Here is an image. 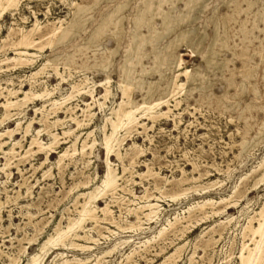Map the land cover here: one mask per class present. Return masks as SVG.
<instances>
[{"label": "rangeland", "instance_id": "rangeland-1", "mask_svg": "<svg viewBox=\"0 0 264 264\" xmlns=\"http://www.w3.org/2000/svg\"><path fill=\"white\" fill-rule=\"evenodd\" d=\"M160 1L153 0L151 12L143 17L141 32L144 34L148 33L144 22L151 20L152 15L155 16L152 20L153 24L160 27L161 20L156 13ZM121 2L126 3L119 12L121 16H124V26L119 29L121 33L116 39L114 37L116 21L112 16L105 19V15L108 12L112 13L116 5ZM263 2L264 0L255 4L257 7L248 16L245 13L230 11L226 0H189L188 6H186L185 0H172V2L164 4L163 8L174 14L176 25L172 33L166 34L162 45L170 39L176 38L178 52L183 53L182 57L186 62L184 66L190 69L197 65H204L205 61L200 52L201 48L202 50L205 49L213 40V36L218 33L213 17H218V26L221 29L222 22L219 19L227 13L226 28L229 43L234 45L236 42L239 46L235 49L237 53L234 54L235 56L230 49L218 47V50L219 57L224 60L231 59L229 62L231 70L227 71L224 77L220 76L219 79L212 72L208 73L206 66H203L204 71H206L203 80L194 84L192 82L187 83V85L190 84V87L185 86V91L183 90L178 97L181 102L177 107L174 106V100L171 102L172 111L168 113V116L162 117L155 123L148 119H141V122H146L145 127L147 129L138 127L139 131L143 133L135 131L127 137L125 146L128 147L132 143L138 144L143 153L135 160L134 167L129 165L130 156H126L124 159L129 170L122 174L118 181L121 187L124 186L123 190L119 189L114 195L110 194V196L107 195L105 198L96 201L100 207L109 202L111 215L125 229L119 228L115 223L106 222L107 219H102L105 217L103 212L97 211L100 220H102L98 224L99 226L94 225L95 223L89 220L84 223L82 229L77 230L80 234L86 232L93 239L67 238L65 240L66 245L59 243L51 247L37 264H61L66 258L71 261L69 264H173L172 260L167 261L166 258L178 246L183 247L179 250L180 256L175 264H240L239 255L242 243L244 241L250 242L249 234L244 237L242 233L248 223V217L255 215L264 205V180H260L264 176V166H258L264 160V30L255 29L252 34H249L250 39H253L251 44L248 41L242 43L238 35L243 21H247L248 27L253 26L257 18L256 11L258 8L264 17ZM81 3L88 5V7L90 5L91 8L89 7L90 9L85 12L83 17H78V13H82L78 10V5ZM143 3L144 0L0 1L1 114L4 111L2 103L5 101L7 90L13 87L18 88L22 82L23 87L29 89L30 74L47 59L51 60L50 65L46 67L47 71L44 70L36 78V89L34 88V90L40 91L44 85L50 89L58 85L53 91V97L60 99L70 93L72 84L79 83L84 84V90L93 88L98 101L105 104L99 106L97 99L94 102L90 95L82 93L76 95L60 108L50 109L51 106L48 105L47 108L50 109L49 124L53 125L57 118L62 119V123L58 122L52 128L54 132L60 134L62 143L57 146L55 152L50 153V159L42 166L39 164L45 159L44 153L32 157H22L24 149L16 146V152L19 154L15 152V155H7L11 157L10 167L4 171L0 169V264H8L12 256L18 259L17 264H25L30 254L37 252L39 244L49 236L54 235L56 224L60 222L62 227H66L69 216L77 217V209L80 208L79 203L83 201L82 197L77 199L78 193L101 183L107 170L105 149L102 146L104 134L102 129L106 123V117L111 116L112 108L116 107L122 100L119 83L123 73L121 66L124 64L125 55L130 52L131 56H137L135 44L141 40V36L138 32V37H133V18ZM2 8L4 10H1ZM214 14L215 16H213ZM79 19L81 20L79 27L61 32L63 28L70 26L69 22L72 20L79 21ZM257 24L263 27L262 23L257 22ZM38 27L40 28L38 29ZM96 28H98L97 32ZM184 34L189 38L192 37L191 43L193 44L190 45L185 40H177L180 35ZM94 35L98 41H90V45H84ZM200 35L205 37L202 43L198 40ZM195 41H199L197 42L199 45ZM20 42H24L25 44H23L27 46ZM191 46H194L193 49L190 48ZM151 47V44L147 43L143 52H147L148 49L151 50ZM114 50H117L116 53ZM22 51L24 52L22 53ZM113 53L117 55L114 57ZM22 58H26L28 62ZM251 58L253 62H249ZM150 60L149 57L144 56L140 63L135 66L136 73L134 76L136 75V79L160 81V72L154 71V69L150 70ZM21 62L26 63L22 64ZM13 64L15 66L18 64V66L14 68ZM20 65L22 66L20 67ZM249 65L252 66L251 76L247 78L244 87L241 84L243 77L248 72ZM56 70L61 75H58ZM107 76L111 78V95L105 101L102 98L103 86L99 84ZM125 76L130 80L129 74H125ZM181 79L186 80L185 76H182ZM163 80L165 82L167 78ZM191 88L192 93H189L188 90ZM131 94L136 99L142 97V92L135 85L131 88ZM44 102L41 99L28 102L25 108L21 110V114L14 115L0 125V131L14 128L17 120H21V123H24L22 125L25 126L32 118H34L33 128L44 127L45 125L41 121V111H35L36 108L42 107ZM86 102H92L91 112L94 113L93 116L86 117L83 112V108H86ZM166 109L168 108L164 107V110ZM13 112L19 113L20 110L17 112L13 110ZM76 116L78 120L85 121V124L75 131V134L79 135L76 146L81 147L83 139L89 131L93 133L87 141L91 143L95 139L96 142L93 150L87 148L84 155L75 154L72 158H67L60 169L55 163L58 159V152L65 149L76 136L75 134L65 136L63 131L77 127L72 119ZM109 126L107 125L106 130L110 129ZM21 131L15 134L16 139H21L24 133ZM42 138L44 141H48L47 134H43ZM22 140L23 146H27L30 137ZM110 158L113 167L117 172L122 173V162L115 155ZM5 162L6 157L0 151V167H3ZM148 164L153 171L158 173V177L139 175L140 172L147 170ZM36 167L37 170H35ZM46 170L49 172L43 174ZM182 177L201 178L195 183L197 189L191 188L187 191V196L182 195V197L173 200L169 195L181 190L178 188L179 186H176L177 184L175 185V182ZM165 179L170 180L172 186L165 188L163 186ZM86 180L91 181L87 186H77ZM154 183L158 184L161 189L154 188ZM211 183H215L214 186L209 187L208 190H203V187L210 186ZM192 185L190 182L184 183V187ZM237 186L239 192L236 196L234 195L228 201L215 205V208L223 207L227 203L228 207L225 213L213 215L208 206L206 210L210 211L209 217L200 220L203 216V210L195 207L198 202L208 198L220 200L224 197H230ZM146 189L148 192L151 190L150 193L159 196V199L154 198L153 200L160 204L159 215L161 220L159 219L156 223L151 222L152 224L143 222L140 227L130 229L128 226L132 222H137L136 216L130 212V209L137 207L138 202H142L137 196L143 195ZM237 200H239L238 204H235ZM76 203L77 205H75ZM187 209L191 210L188 211ZM170 221L175 223L174 227H167V232L165 231L162 237H158L157 232L160 227L165 224L168 225ZM253 224L257 226L258 222L254 220ZM182 226L188 227L184 235H181L179 231L180 228H183ZM151 237H154L152 242H145ZM72 241H76V244L90 245V250L73 246L71 245ZM111 249L110 254L105 253ZM131 253L133 255L128 258L127 256Z\"/></svg>", "mask_w": 264, "mask_h": 264}, {"label": "bare ground", "instance_id": "bare-ground-1", "mask_svg": "<svg viewBox=\"0 0 264 264\" xmlns=\"http://www.w3.org/2000/svg\"><path fill=\"white\" fill-rule=\"evenodd\" d=\"M226 1H227L228 8H229L230 11H233V12L237 11V13H245L248 16V14L252 13L254 11V9L257 7V6L255 7V4H258V2L262 1V0H226ZM167 2H172V0H161L159 5H158V8H157V12L156 13H157L158 17H160V20H161L160 27H157L156 25L153 24L152 20L155 18L154 15H152V19L151 20H149L148 22H144L146 27H147V29H148V33L144 34L143 32H141L142 31L141 27H142V23H143V17H145L147 15V13L151 12V5L153 3V0H144L143 5L138 9V11L135 13V16L133 18V21H134L133 22V37H136L138 32H139V34L141 36V40L136 42V44H135L136 51H137V56L136 57L131 56L130 52L125 55L124 64L121 66V68L123 69V73H122L121 81L119 83V87H120V89L122 91V95H121L122 96V100L117 104L116 107L112 108L111 116H107L106 117V123L104 124L103 129H102V130H104V134H103V138H102V146L105 149V156H106L105 157V162H106V165H107V170H106V173H105V175L103 176V178L101 180V183L99 185L93 187V188H89L86 191H82V192L78 193V195L76 196L77 199L82 197L83 201H80V203H79V201L77 200V203L80 204V208L77 209V212H78L77 217H70L69 216L66 227H62L60 222L58 224H56L54 235L49 236L42 243H40L37 252H35L33 254H30V256H29V258H28V260H27V262L25 264H37V263H39V261H41L43 259V257L46 255V253L49 251V249L51 247L56 246L59 243H61L63 245H66L67 242L65 244V240L67 238L74 237L76 239L77 238H79V239L82 238V239H85V240L93 239L86 232L84 234H80L77 230L80 229V228L82 229L84 223L85 222L87 223V221H89V220L93 221L95 223L94 225H96V224L98 225L102 220H100V216L97 214V211H102L103 212V214H104L103 216H105V217L102 218V219L109 220V221L106 220V222L115 223L119 228H121V229L124 228L125 229V227H123L121 224L117 223L116 222L117 220H115V218L111 215L112 213H111V209L109 208V202H107L105 206L103 205V207H100L96 203V201L99 200L100 198H105L107 195L110 196V194L114 195V193H117V191L119 189L123 190L124 186L122 185V187H121V185L119 184L118 181L121 178L122 174H125L129 170V166H127V164L124 163V159L126 158V156H130L129 158L131 160L129 161V165L130 166L132 165V167H134L133 164L135 163V160L143 153L142 149L139 147L138 144H135V143H132V144H129V145L127 144L128 147H126L125 146V140L128 139L127 137L131 136L132 133L135 132V131H137V133L142 132V131H139L138 127H143L145 129H147L145 127V123L146 122H141V119H148V120L152 121L153 123H155L157 120H160L162 117L168 116V113L170 111H172L171 102L174 100L175 101L174 106H176V107L180 104L181 99H178V97L181 95L183 90L185 91V89H186L185 86L187 85V83L188 82L189 83L192 82L194 84V83H197V81H199V80H203L202 78L206 75V71H204L205 69L203 68V66H206V68H207L206 70H208V73L212 72V74L218 76V78L220 76L224 77L226 75L227 71L231 70L230 65H229V62L231 61V59L229 60V58H228V59L224 60V59H222V57H219V50H218V47H221V48L223 47V48H227V49H230L231 51H233V55L237 54L235 49L239 45H237L236 42H235L234 45H231L229 43V35H228V32H227V28H226V24H227V21H228L227 20L228 14L225 13L226 15H222L220 17L221 19H219V20H221L222 23H221V26H220L221 29H219L218 17L215 16V14L217 12L216 13L214 12L215 14L213 16H215V17H213V18H215V20L213 22L216 25V29L218 30V33L215 36H213L214 37L213 40H211V43H209L208 46L205 49L202 50V48H201L200 52H201L202 57H204V61H205L204 65H199V66L197 65L196 67L190 69L187 66H184V64L186 62H185V60L182 57L183 53L178 52V47H177L178 44H177L176 38L172 39V40L170 39V41H168L166 44L162 45V43H163L162 41L165 39L166 34H168L169 32L172 33V30L174 29V27L176 25L175 24V16H174V14L171 13L170 11H168L167 9L163 8L164 4L167 3ZM185 2H186V6H188L189 5V0H185ZM196 3H197V1H196ZM125 5H126L125 2L124 3H122V2L118 3L116 5L115 10L112 13L108 12V13H106V15L104 14L105 15V19L108 16H112L114 18V20L116 21L115 22L116 23V29L113 27L115 29L114 37L116 39L118 38L119 34L121 33V31H119V29L123 28V26H124L123 25L124 16H121V14L119 12L121 11V9H123V7ZM15 7H16V5H15ZM89 7H90V5H89ZM89 7H88V5H86L84 3L79 4L78 5V10L80 12H82V13H78L79 14L78 17H81V16L83 17V15L86 14L85 12H87L91 8V7L90 8ZM74 8H76V7H74ZM1 10H4V9L2 8ZM212 11H215V10H212ZM256 13H257V18L254 17V18H256V20L254 21L253 26L251 28L247 26V24H246L247 21L246 20L242 22V24H241V26L239 28V33L240 34L238 35V38L240 39V41L242 43H245V42L248 41L251 44L253 42V39H250L249 34H252L255 29L260 30V31L264 30V17L261 14V11H260L259 8L257 9ZM250 15H252V14H250ZM239 16H240V14H239ZM247 16H246V18H247ZM150 18H151V16H150ZM146 19H149V18H146ZM109 20H110V18H109ZM257 22L262 23L263 27H260L257 24ZM69 23H70V26H67V27H65L63 29L61 28L62 29L61 32L64 31V30L70 31L71 29L79 27L81 25V20L80 19H79V21L78 20H72ZM181 25H182V21H181ZM34 26H36V25L34 24ZM39 28L40 27H38V29ZM50 30H49V32H50ZM202 30H203V32H205L204 29H202ZM205 30H207V29H205ZM28 31L30 32V30H28ZM31 31H32V28H31ZM97 31H98V28H96V32ZM30 33H32V32H30ZM24 36H26V35H24ZM61 36H62V34H61ZM207 36H208V34H207ZM30 37H31V35H30ZM120 37H122V36H120ZM255 37H256V34H255ZM31 38H33V37H31ZM204 38H205L204 35L203 36L200 35L198 40L202 43ZM47 39H49V38H47ZM191 39H192V37L189 38V37H187L186 34L180 35L177 38V40H179V41L180 40L187 41L188 43H190V45L193 44V43H191L192 42ZM19 40L21 41V39H19ZM96 40H97V38L94 35L93 37H90L89 42L86 41L84 43V45H90L91 44L90 41L91 42H96ZM26 41H28V40H26ZM31 41H33V40L31 39ZM199 41H195V43L199 45V43H197ZM30 42H27V43H30ZM51 42H52V40H51ZM20 43L23 44L24 42H20ZM45 43H43V44H45ZM147 43L151 44V46H152L151 50L148 49L147 52H143V48H145ZM203 43H205V42H203ZM48 45H49V43H48ZM94 45L97 46V44H94ZM184 45H185V43H184ZM24 46H27V45H24ZM50 46H53V44L52 45L50 44ZM34 47H36V46H34ZM192 47H194V46H191L190 48H192ZM200 47H201V45H200ZM12 48H14V47H12ZM43 48H42V50H43ZM241 48L244 49V47H241ZM192 49H191V51H192ZM26 50H27V48H26ZM246 50H248V49H246ZM24 51H22V53ZM40 51H41V48H40ZM116 51L114 50V53H116ZM42 54H43V52H42ZM230 54H232V53H230ZM33 55H35L34 52H33ZM116 55L114 54L113 56L115 57ZM144 56H147V57H149L151 59L150 63H149L150 64L149 65L150 70L154 69V71H159L160 72V75H161L160 81H158V80L157 81H153V80L151 81V80H146V79L144 80V79H141V78L140 79H136L135 78V76H136V75L134 76V74L136 73L135 66L140 63V60ZM29 58H30V56H29ZM15 60L17 61L16 58H15ZM23 60H26V58L23 59ZM30 61H29V63H30ZM250 61L253 62L252 58H251V60H249V62ZM50 62H51L50 59H47V61H45V62L43 61L39 65L38 69H36L35 71H33L30 74V76H29L30 88L29 89H26L25 87H23V82H22V83H20V86L18 88H14L13 87V88H9L7 90L8 93L5 95V101H3V103H2V107L4 108L3 109L4 111H3V114L0 113V125H2L8 119L12 118L14 115L21 114V110H23L25 108V106L28 104V102H31V101L33 102L35 99H41V100H44L45 102H44L42 107L36 108L35 111H37V112L41 111V115H42L41 121H42V123L45 126L42 127V128L41 127L40 128H33L32 123H33L34 118H32V119H30L28 121V123L25 126L22 125L23 122L21 123V120H17L16 121V126L14 128H11V129L9 128V129H6L5 131H0V151H2L4 153V155H5V157H6V162L4 164L2 163L3 167L2 166L0 167V169H2L3 171L6 170L8 167H10L11 157H8L7 155L14 154L16 152V149H15L16 146H20L21 148L24 149V154L21 155L22 157H32V156H36L39 153H44L45 154V159L40 162L39 166H42L44 163H46L47 160L50 159V153L51 152H55L56 151L55 149L57 148V146H59V144L62 143L61 142L62 138L59 137L60 134L56 133V132H54L52 130V128L56 124H58V122H61L62 119L57 118L54 121L53 125L49 124V122H48L49 121L48 114L50 113L49 112L50 109H53L54 107L60 108L63 105H66L76 95L82 94V93H87L88 95H90L94 102L96 101V99L98 101V98H96V96L94 94L93 88H88V89L86 88L84 90L83 89L85 87V86H83L84 84H79L78 82H77L78 84H72V90L70 91V93H68L67 95L61 97L60 99H58L56 97H53V91L57 88L58 85H56L55 87H53L51 89L48 86L44 85V87L42 89L40 88L41 89L40 91L34 90L35 84H36V78L38 77V75L41 72L46 70V67H48V65H50ZM129 62H131V64H129ZM21 63L23 64V63H26V62H21ZM16 66H18V64ZM16 66L14 65L13 67L15 68ZM21 66L22 65H20V67ZM57 67H59V66H57ZM143 67H145V66L143 65ZM163 67H165V68L162 70ZM50 68H51V66H50ZM251 71H252V66L249 65L248 72L243 77V82L241 84L242 86L245 87V82L247 81V78L249 76H251ZM56 72H57L58 75H61V73L59 71L56 70ZM125 74H129L130 80H128L126 78ZM123 75H124V77H123ZM182 76H185V78H186L185 81L183 79H181ZM166 78H167V80L165 82H163L164 81L163 79H166ZM110 82H111V78L109 76H107L106 79L104 81H101L100 84H99L100 86H103L104 93L102 94V98H104L105 101H106V98H108L109 95H111ZM210 82H208V83H210ZM39 85H41V84H39ZM133 85L138 87V89L142 92V97L141 98L136 99V98H134L132 96L131 88H132ZM189 85H187V86L190 87ZM191 86H193V85H191ZM188 92L192 93V88L189 89ZM85 104H86L85 105L86 108H83V112L85 113L86 117L87 116H93L94 113L91 112V109H92V106H93L92 102H86ZM97 104H99V106L105 105L104 102H101V101H98ZM48 105L51 106L50 109L47 108ZM164 107H167L168 109L164 110ZM13 110L14 111L16 110V112H17V110L18 111L20 110V112L19 113H14ZM57 110H59V109H57ZM72 119L76 123L77 127L75 126L76 128H68V129L64 130L63 134L65 136H70L72 134H75V131L78 128L82 127L83 124H85V121L83 122L82 120H78L77 116H76V118H72ZM107 125L108 126L110 125L109 126L110 129H108V130H106ZM20 130H22L24 133L22 134L21 139H16L14 136ZM22 131H21V133H22ZM122 131L124 132L123 134L121 133ZM92 133H93L92 131L87 132V135L83 139L81 147H77L76 146V143H78L79 135L75 134L76 135L75 139L65 149L60 150L58 152V159L55 161L56 165L60 168L61 166L64 165L65 160L67 158H69V157L72 158V156H74L75 154L84 155L86 150H87V148L92 149L94 147V145H95L96 140L93 139V141L91 143L87 141L89 136H91ZM43 134H47L48 135V141H44V139L42 138ZM28 136L30 137L29 144L27 146H23V143H22L23 140L22 139L23 138L27 139ZM126 143H127V141H126ZM123 149H124V151H123ZM17 154H19V153H17ZM113 155H115L117 157V159H119L122 162V164H123L122 173L117 172V170L113 167V163H112V160L110 158ZM149 164L147 165V170L143 171V172H140L139 175L140 176H145V177H146V175H148V176H152L154 178L158 177L159 176L158 173L153 171L152 167ZM258 166L259 167H263L264 166V160L261 161V163ZM19 170L21 171V169H19ZM35 170H37V167L35 168ZM48 172H49V170H46V171H44L43 174H46ZM6 176H7V174H6ZM45 176H47V175H45ZM200 178L201 177H193V178L182 177L181 179L180 178L177 179V182H175V185L177 184L176 186H179L178 188H181V190L179 192H177V193L174 192L175 194L173 193L172 195H169V196L171 197V199L176 200L179 197H182V195H186L187 191H189L191 188L195 187V189H197V186H195V183H197L196 181H198ZM261 178H260V180L263 181L264 180V176L261 177ZM173 181H172V183H173ZM90 182H91L90 180H86L84 182L82 181V183H79L77 186L83 185L85 187ZM185 182L186 183L190 182L191 185L192 184L193 185L189 186V187H184V183ZM214 184L215 183H211L210 186L203 187V190H205V189L208 190V188L211 187V186H214ZM154 185H155L154 188L161 189V187H159L158 184L154 183ZM163 186L165 188H168V187L172 186V184H171L170 180L165 179V182H164ZM147 188H148V186H147ZM28 189H29V186H28ZM126 191H127V189H126ZM150 191L148 192V190L146 189L145 193L143 195L137 196L139 199H141L142 202H138L137 207H134L133 209H130V212H132V214L134 213V215L137 218V222H132L131 221L132 223L131 224L129 223L130 226H128V227H130V229L134 228V227L135 228L136 227H140L143 222H149V223L155 222L156 223L160 219V215H159L160 208H161L160 204L158 203V201L155 202L156 200L155 201L153 200L154 198L159 199V196H156V195L150 193ZM130 192L136 197V195L133 193L132 190H130ZM238 192L239 191H238V186H237V187L234 188L233 193H232V195L230 197H224V198H221L220 200H214L212 198H208V199L203 200L202 202H198V203L196 202L197 204H196V206L194 204V206L198 207L200 210H203L202 211L203 212V216L200 218V220L209 217V212L210 211L206 210V207H208V206L211 208V214H213V215L225 213L226 208L228 207L227 203L223 207H216L215 208V205L219 204V203H222V202H225V201H228V199L231 198L232 196H234V195L236 196V194ZM161 193H162V190H161ZM164 193L166 194V192H164ZM160 196L162 197V195H160ZM238 201L239 200L235 201V204H238ZM77 203L75 205H77ZM190 210L191 209H189L188 211H190ZM192 210H193V208H192ZM183 218H184V215H183ZM168 220H169V218H168ZM254 220H256L258 222L257 226H255L253 224ZM171 221L168 223V225L165 224V225L160 227L159 231L157 232V236L158 237H162L165 234V231L167 230V227H169V228L170 227H174L175 223L171 222ZM227 221H231V220H227ZM179 223H180V221H179ZM182 227L183 228H180L179 231H180L181 235H184V233L186 232L188 227L187 226H182ZM110 231L114 232L113 230H110ZM175 232H177V231H175ZM242 233H243L244 237L249 234L250 242H245L243 240L244 242L242 243L241 253L239 255L240 264H264V205L261 207V209L258 212H256L255 215L248 217V223H247V225L244 228V232H242ZM153 238L154 237L148 238V239L145 240V242H150ZM29 242H30V240H29ZM75 242L72 241L71 245L79 246L81 249H87V250L91 247L90 245L78 244V243L76 244ZM251 245H253V246H251ZM181 247H183V246L176 247L175 250L170 255L167 256L166 260L167 261L168 260H172L173 264H175L177 259L180 256L179 255V253H180L179 250L181 249ZM113 249H115V248H113ZM111 251H112V249L108 250V251H105V253H109L110 254ZM132 255H133V253L129 254L127 257L130 258ZM61 258L63 259V256H61ZM17 262H18V259L16 257L12 256V257H10V262L8 264H17ZM70 262L71 261L66 258V259H64L62 261L61 264H69Z\"/></svg>", "mask_w": 264, "mask_h": 264}]
</instances>
